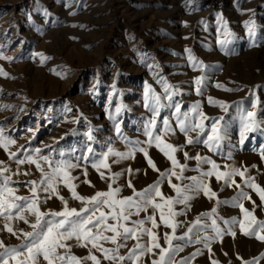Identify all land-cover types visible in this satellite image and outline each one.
Returning <instances> with one entry per match:
<instances>
[{
    "label": "rangeland",
    "instance_id": "obj_1",
    "mask_svg": "<svg viewBox=\"0 0 264 264\" xmlns=\"http://www.w3.org/2000/svg\"><path fill=\"white\" fill-rule=\"evenodd\" d=\"M0 69L7 73L0 74V129L4 136L16 141L9 150L17 152L19 158L48 156L53 163L68 161L78 165L69 171L77 178L71 181L76 192L83 197L108 191L109 184L120 187L117 198L132 196L128 181L137 192L160 181L165 197L178 198L169 177L171 184L182 188L195 184L191 177L204 180L216 196L209 199L202 190L187 192L193 198L187 205H173L175 211L183 213L174 221L178 223L176 235L180 236L201 217V225L190 236L193 241L198 237L209 239L200 243L175 240L174 245L183 247V251L175 253L176 261L187 257L191 264H244L264 253V242L243 235L239 225L231 223L233 218H244L235 206L241 190L251 195L256 206L249 200L240 202L249 210L255 207L256 220L264 221V203L259 195L239 176L232 177L241 185L239 189L215 176L204 177L202 173L210 171L211 165L184 157L187 152L189 157L199 154L210 158L222 172L247 168L246 177H254L255 183L264 188V0H0ZM198 78L202 80L199 85ZM165 84L170 86L168 92ZM154 96L161 97L159 115L153 111ZM209 97L224 102L228 111L210 103ZM197 103L199 111L208 117L202 121L205 132L201 140L207 138L213 120L223 117L220 125L224 138L216 150H209L202 142L187 144V136L179 130L177 116L183 118L184 112L189 113L188 123L200 122L198 115L191 112ZM177 105L181 108L179 114L175 112ZM248 111L256 113L259 127L241 142ZM153 118L155 129L150 126ZM164 119L172 129L167 135ZM148 131H152L153 138L159 134L179 149L174 155L179 164L186 165L182 179L171 176V161L156 148L154 139L149 144ZM188 135L197 137L196 132ZM108 148L122 153L132 150L134 157L121 160L109 156L110 170L101 168L105 174L101 179L92 165L103 158ZM140 148L147 149L160 172L168 175L162 179ZM36 149H40L39 154ZM0 161L10 169L6 175L11 176L10 186L17 189V195L30 197L27 182L41 177L35 165H17L2 148ZM39 162L46 171L50 170L43 161ZM174 170L180 174L179 167ZM114 173L121 175L113 182ZM58 191L70 208L82 207L63 183ZM39 195L43 200L47 194ZM157 201L162 202L159 197ZM40 207L42 211H60L63 204L53 196ZM213 208L215 214H211ZM152 213L149 207L132 220L146 219ZM156 219L160 227L153 231L166 247L163 235L171 233V229L160 222L158 211ZM212 219L225 231L222 237H217L210 227ZM4 223L0 218V240L10 247L19 246L22 240L4 231ZM9 223L18 233L21 229L31 230L20 220ZM145 226L151 227V223L146 221ZM229 228L236 232L235 237L227 233ZM140 242L147 245L149 238L142 236ZM69 243L77 257L88 254V249L75 246L74 241ZM135 243L129 240L128 247L120 249V253L127 256ZM104 246L114 247L110 243ZM198 250L200 254L192 258ZM93 252L101 264H110L100 252ZM154 258L146 253L139 264H151ZM259 264H264V259Z\"/></svg>",
    "mask_w": 264,
    "mask_h": 264
},
{
    "label": "snow or ice",
    "instance_id": "obj_2",
    "mask_svg": "<svg viewBox=\"0 0 264 264\" xmlns=\"http://www.w3.org/2000/svg\"><path fill=\"white\" fill-rule=\"evenodd\" d=\"M250 23L251 22H249V24ZM251 30L252 28L250 26V31ZM190 59H192L191 56ZM0 74L7 76V73H4L2 69H0ZM201 82L202 80L198 78L197 84L199 85ZM216 86L223 87L219 84ZM169 87L170 86L165 84V92H168ZM224 90L231 91L232 89L225 88ZM197 92H200L199 88H197ZM167 98L171 100V95ZM154 101L156 107L153 108V111L156 115H159V109L163 107L161 104V97L154 96ZM209 102L218 104L225 112L228 111V106L222 101H213L212 98L209 97ZM199 109L200 105L197 103L192 107L191 112L198 115L200 122L188 123V112L182 114L183 118L179 115L177 116L179 130L187 136V144L192 145L202 142L209 150H216L220 147V142L224 138L220 125V121L223 120V117L213 120L210 133L207 134L206 139L201 140L199 137L205 132V126L202 121L208 119V117H206L202 111H199ZM119 111L120 109H117V112ZM175 112L178 114L181 113V108L178 105L175 107ZM255 115L256 113L253 111H248L246 113L245 123L243 124L241 132V142L246 138L247 133L253 132L259 127L255 120ZM163 125L165 135L172 131L167 119L163 120ZM150 126L152 129L156 128L155 118L150 121ZM116 131L119 133V126H117ZM190 132H196L197 137L194 139L192 136L188 135ZM147 135L150 137L148 141L149 144H152L154 139L156 148L171 161L172 169L169 170L171 176L182 179L181 174L185 170L186 165L179 164V161L174 155L179 149L173 144L166 142L159 134L155 135L153 138L152 131H148ZM91 138V135H89V139ZM15 143L16 141L14 139H9L4 136L3 130L0 129V148L9 153V159L14 160L17 165H23L25 163L35 165L41 177L39 181L30 180L27 182L26 186H29V191L31 192L30 197L17 195V189L10 186L12 183L11 176L6 175L10 169L4 161H0V218H3L5 221L3 230L17 239L22 240L19 246L12 247L6 245L3 240H0V264H10V261L14 262V264H86L88 261H90L91 264H101V259L94 254L93 250L100 252L103 260L109 261L110 264H123L125 260L131 261V264H139L141 258L146 253L152 254L155 257L152 259L151 264H191V259L187 257L180 261H176L175 253L183 251V247L174 245L173 242L179 240L185 241L186 243H200L201 240L209 239V237H198L193 241L190 236V234L193 233V229L201 225V217H197L195 221L192 222L191 226L187 228V231L180 236L176 235L178 223L174 221L177 215H183V213L175 211L173 205H187L188 201L193 198L187 195V192H200L202 190L203 194L208 196L209 199L216 196V193L211 191L210 186L206 184L204 180H197L196 177H191L190 179L193 180L195 184L182 188L179 185L171 184V177H169L168 182L176 191L178 198L165 197L159 187L160 181H157L155 184L150 185L140 192H137L131 181H128L127 187L133 189L132 196L117 198L121 191L120 187L113 188L112 184H109L108 191H97L90 197H83L76 192V185L71 181L77 178L72 177L69 171V169L76 168L78 165L68 161H57L53 163L48 156L33 158V156L28 155L25 158H19L17 152H11L9 150V145H14ZM35 151L39 154L40 149H36ZM88 151L92 152V149H88ZM139 151L148 158L149 166L154 171L160 172L154 161L148 156L147 149L140 148ZM109 156H115L122 160L133 158L134 153L132 150L127 153H122L108 148L107 152L103 154V158L92 165L93 168L100 173L101 179L105 178V174L100 171V169L104 168L110 170V166L107 163ZM184 157L195 159L197 162L210 164L211 170L202 173V175L204 177L215 176L218 181L224 180L228 186L235 185L236 188H241V185L236 183L235 179H232V177L239 176L243 178L244 184L248 188L253 189L259 195L261 202L264 203V188L255 183L254 177H246L247 168L243 170L231 168L228 172H222L219 170V166L210 158H203L199 154L195 157H189L187 152H184ZM262 158H264V153H262ZM39 161H43L50 170L46 171L45 167L42 166ZM177 167L180 169V174L174 170ZM128 171L131 172L132 170L129 169ZM15 174H19V172ZM23 174L29 175L28 172ZM84 175L85 177L87 176L86 169ZM120 175L121 173H114L113 182L114 178ZM167 175L168 173L166 172H160L162 179ZM61 183L70 191L73 199L81 202L82 207L80 209L70 208L68 206V201L59 194L58 186ZM84 183L92 186L91 182L88 180H85ZM40 192L47 194L43 200L39 195ZM53 196L62 201V210L42 211L40 207L41 203L53 198ZM157 197H159L162 202H158ZM241 200H249L256 206L251 195L241 190L239 198L236 199L235 206L239 207L244 218L242 220L233 218L231 223L238 224L243 235L254 236L256 239L264 242V234H262L264 233V221H257L254 216L255 207L249 210L244 207V204L240 202ZM149 207L153 209V213L147 216L146 219L132 220L133 216H139L141 212H147ZM105 209H107V211ZM157 211L159 212L160 222L171 229V233H164L163 235V239L167 245L166 247L160 244L157 233L153 231L160 227L156 219ZM215 213L216 208H213L211 214ZM205 215L210 214H201V216ZM29 217H31V219H29ZM13 220L23 221L25 224L29 225L31 230L24 231L21 229L18 233L9 223ZM146 221L151 223V227L145 226ZM246 221L247 224L245 223ZM129 223L131 226H129ZM224 223L227 224L229 222L225 221ZM203 227L207 228L209 225H204ZM210 227L215 229L217 237H222L225 234V231L220 229L216 219L211 220ZM226 231L228 234L235 237L236 232L232 231L231 228ZM108 233H111V235ZM142 236H147L149 238L147 245L140 242ZM129 240L136 241V243L128 250L127 256L122 255L120 249L127 248V242ZM69 241H74L75 246L88 249V254L84 257H77L72 254L71 249L73 244H70ZM105 243H110L114 245V247H105ZM205 247L211 250L209 244L206 243ZM154 250H158V252ZM199 254L200 252L198 250L192 254V258ZM262 259H264V253L251 261H245L244 264H259ZM212 264H219V262L213 261Z\"/></svg>",
    "mask_w": 264,
    "mask_h": 264
}]
</instances>
